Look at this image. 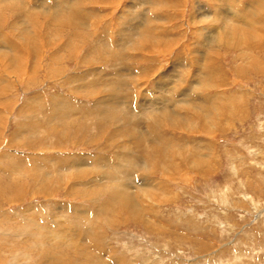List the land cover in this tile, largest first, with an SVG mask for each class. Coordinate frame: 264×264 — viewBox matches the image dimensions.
<instances>
[{
	"label": "rangeland",
	"instance_id": "374dc122",
	"mask_svg": "<svg viewBox=\"0 0 264 264\" xmlns=\"http://www.w3.org/2000/svg\"><path fill=\"white\" fill-rule=\"evenodd\" d=\"M163 98L189 123L152 118ZM143 130L211 159L165 172ZM62 262L264 264V0H0V264Z\"/></svg>",
	"mask_w": 264,
	"mask_h": 264
},
{
	"label": "bare ground",
	"instance_id": "6f19581e",
	"mask_svg": "<svg viewBox=\"0 0 264 264\" xmlns=\"http://www.w3.org/2000/svg\"><path fill=\"white\" fill-rule=\"evenodd\" d=\"M2 1H5V0H2ZM11 1V0H10ZM13 1V0H12ZM18 1H20V0H18ZM17 2V1H16ZM25 4V3H24ZM26 5V4H25ZM30 12V11H29ZM245 12V11H244ZM250 13V12H249ZM241 14H244L243 13V11H242V13ZM242 17V16H241ZM247 17V16H246ZM232 22V21H231ZM225 23V22H224ZM225 25V24H224ZM228 26V25H227ZM224 27V26H223ZM230 30H232V29H230ZM29 31V30H28ZM27 34H29V33H27ZM74 36V35H73ZM33 37V36H32ZM233 37H231L230 38V36L229 37H227V38H225L227 41H230V39H232ZM25 39V38H24ZM27 39V38H26ZM29 45V44H28ZM31 45V44H30ZM122 47H124V46H122ZM9 52V51H8ZM11 52V51H10ZM12 53V52H11ZM20 58V57H19ZM12 61H15L16 59H17V55H16V52L15 53H12V55H11V58H10ZM10 60V61H11ZM18 60V59H17ZM16 60V61H17ZM204 63V62H203ZM87 64V63H86ZM202 71H204V70H202ZM208 71V70H207ZM201 72V71H200ZM208 73H209V71H208ZM202 75V74H201ZM209 75H211V74H209ZM213 76V75H212ZM199 79V78H198ZM171 85H173V86H171ZM174 85L175 84H173V83H170V82H168V84H166V86L171 90V87H174ZM159 89V88H158ZM168 89V90H169ZM190 89V88H189ZM114 90V89H113ZM161 90V89H160ZM159 91V90H158ZM162 92V91H161ZM176 92V91H175ZM116 93V92H115ZM170 94H172V91L170 92ZM189 94V93H188ZM163 95H164V93H163ZM191 95V94H190ZM193 95V94H192ZM174 96V95H173ZM184 96H185V94H184ZM186 97V96H185ZM172 98V97H171ZM171 98L170 99H166V98H163L164 100L162 101L163 102V106L162 107H165V109H163V110H161L160 112H161V114L157 111V112H155V113H153L152 114V118L153 117H155L156 115H160V116H156V117H160L161 119H162V121L164 120L165 122L168 120V121H170L169 119H171V123H168V122H166V123H168L169 125H171L172 127H176V125H186L187 123H189V121H190V118H188V117H186L185 115H181V112H178V111H174V110H172V108L173 107H176L177 105L175 104V102L174 103H172V100H171ZM193 98H195L194 96L192 97L191 96V100H190V102L189 101H186L187 103H185L184 102V100H182V101H177V102H179L180 104H182V103H184V104H186L185 105V107H188V108H186L188 111L189 110H192V111H195L196 112V114H198L197 113V111L196 110H201V113H202V115L200 116L199 115V117H197L199 120H203L206 124H207V126L208 127H212L213 128V126H212V121H213V119H212V117L210 116L211 115V111L209 110V109H207V107L205 108L204 107V102L203 101H201V99H197V100H200L201 101V103L203 104V109H201V108H199V106H200V104H198L197 102V104L199 105V106H197L194 102H193ZM162 99V98H161ZM173 99V98H172ZM111 100V99H110ZM113 100V99H112ZM115 100V99H114ZM166 100V101H165ZM120 101V100H119ZM111 102V101H110ZM162 102H160L161 103V105H162ZM123 103V102H122ZM146 103V102H145ZM155 103V104H154ZM111 104V103H110ZM110 104H108L107 103V105L106 106H110ZM151 104H153L154 105V107L156 106V104H158L156 101H153V102H151ZM175 104V105H174ZM112 106H116V105H114L113 103L111 104ZM218 105V104H217ZM105 106V105H104ZM160 106V105H159ZM210 104H209V106H208V108H210ZM126 107V106H125ZM216 107V106H215ZM159 107H156V109H158ZM150 109V108H149ZM155 109V108H154ZM160 109V108H159ZM218 109V108H217ZM151 110V109H150ZM63 111V110H62ZM72 111V110H71ZM203 111V112H202ZM151 112V111H150ZM174 114H173V113ZM58 113V112H57ZM66 113V112H65ZM166 113L168 114V116L166 115ZM225 113V112H224ZM145 114V113H144ZM143 114V115H144ZM171 114H172V116H171ZM117 113H114V112H110V111H108V110H104V112H103V117H104V120L103 121H106L107 119H106V117L108 118V119H115L116 117H117ZM151 115V114H150ZM222 116V115H221ZM143 117H145V115L143 116ZM133 119V118H132ZM127 120H128V118H127ZM130 120V119H129ZM134 120V119H133ZM152 120V119H151ZM163 121V122H164ZM217 121H218V119H217ZM223 121V120H222ZM219 123H220V121H219ZM218 123V124H219ZM156 124V123H155ZM214 124V123H213ZM214 125H216V124H214ZM211 128V129H212ZM209 129V128H208ZM153 133L154 132H149V131H142L141 132V134L137 137L136 136V134H135V132L134 131H131V132H129L128 133V139L130 140V139H135V144H136V146H137V148H139V149H141V152H143V151H147V149H151V150H153V151H155V150H157L158 148H160V150H162V156H163V159H165V160H162L161 161V166H162V169L165 171H179L180 170V168H179V166H181V168H182V165H186V169L188 170V168H190V169H197V170H203L204 169V165H206L207 164V158L208 159H211V156H210V154L209 153H206L207 152V147H203V146H195V148L194 147H192L191 149H190V147H188L189 145H187L185 148H184V146H181V145H179V143H176V140L175 139H173V137L171 138V137H168L167 139L165 138V142L163 141V139H162V142H160L161 141V139H159V141L157 140V139H154V141H153V144L155 145V146H151V145H147V143H149L150 142V140H148L149 139V137H148V135L149 136H151L150 134H152L153 135ZM181 144V143H180ZM182 145H184V144H182ZM145 147H146V149H145ZM142 148H144V149H142ZM210 148V147H209ZM155 153H158L159 154V152L158 151H156ZM152 155V154H151ZM186 155H188L186 158H184V160L183 159H181V157H184V156H186ZM145 156V155H144ZM160 157V156H159ZM136 158V157H135ZM177 158L180 160V161H178L177 160ZM84 159V158H83ZM136 160H137V158H136ZM132 161V162H134V163H136L135 165H133L132 166V168H129V170H133L134 168H139V169H144V170H148V167H147V165L145 164V163H142V161L141 162H139V163H137V161ZM151 161V160H150ZM154 161V160H153ZM149 162V161H148ZM166 162H167V164H166ZM178 162H180V163H178ZM83 163V164H82ZM84 165H87V166H92L91 164H90V162H89V160H82V159H78L77 161H74V162H68L67 164H64V166H63V168H64V171H69V170H71V169H74V168H76V170H75V172L74 173H76L77 172V175H75V177H77V178H81V177H83L84 176V174H86L87 172H86V170H88L87 168L88 167H85ZM107 165L109 166L110 164H109V162H107ZM127 167V166H126ZM97 169H99V168H103V167H96ZM108 168V167H107ZM157 168V167H156ZM104 169V168H103ZM110 169V168H109ZM118 170H126V168H125V166L123 167L122 165H120V166H118V168H117ZM139 169H136V170H139ZM97 171V170H96ZM127 171H128V169H127ZM165 171V172H166ZM122 172V171H121ZM149 172V171H148ZM202 172V171H201ZM115 173V172H114ZM89 174V173H88ZM106 174H107V172H106ZM117 174V173H116ZM105 175V174H104ZM123 175V174H122ZM106 176V175H105ZM113 176H114V174H113ZM121 177V176H120ZM59 178V177H58ZM110 178V177H109ZM146 178V177H145ZM111 179V178H110ZM127 180H129V179H127ZM132 180V179H131ZM133 180H135V179H133ZM95 181V180H94ZM108 181V180H107ZM149 181V180H148ZM134 182H137V181H134ZM133 182V184H126L127 186H128V190L129 189H136V187L139 189H141L143 192H145L146 194H148V195H146V196H148V198H154L155 197V194H153V192H151L150 191V188H152V184L151 183H149V182H144V181H142L140 184H137V183H134ZM93 184V183H92ZM96 184V183H95ZM123 185V184H122ZM136 185V186H135ZM125 187V186H124ZM161 188V187H160ZM133 189V190H134ZM157 189V188H156ZM162 189V188H161ZM128 192V191H127ZM126 192V193H127ZM118 193V192H117ZM122 193V192H121ZM164 193V192H163ZM125 194V193H124ZM123 193H122V195H121V199L119 200V201H121L122 203H124V205H125V207L127 208V210L128 211H130V213H132V215H134V216H136L137 214H139L140 212H142L144 209H141V204L140 203H138V200H139V198L137 197V195L136 196H134V194L132 195V194H127V195H124ZM137 194V193H136ZM115 195V194H114ZM139 196V195H138ZM157 196V195H156ZM140 197V196H139ZM115 199V198H114ZM113 199V200H114ZM123 199V200H122ZM119 205H120V203H119ZM124 207V208H125ZM122 209V208H121ZM125 212H127V211H125ZM76 235H77V233H76ZM79 236H80V234H78V236H74V237H71V238H68L67 239V237H66V241H64V235L62 236V234L61 233H58V235L56 236V235H54V239H59V240H61L62 241V243H63V245L64 246H67V247H69V248H72V249H75V250H79V249H84L85 248V245L83 246V244L82 243H80V240H78V238H79ZM81 239V238H80ZM60 245V244H59ZM62 245V246H63ZM57 248H58V246H57ZM59 249V248H58ZM51 250V249H50ZM60 251V250H59ZM91 251V250H90ZM50 252V251H49ZM72 252V251H71ZM54 253V252H53ZM53 253H52V255H53ZM68 253V252H67ZM66 253V254H67ZM89 253V252H88ZM58 255V254H57ZM55 256V255H54ZM64 257V256H63ZM56 258H57V256H56ZM73 260H74V258H72ZM72 260V261H73ZM75 260H76V257H75ZM79 260V259H78ZM57 262V261H56ZM53 263V262H52ZM59 263V262H58ZM57 263V264H58ZM62 263H65L66 264V262H62ZM72 263V262H71ZM70 263V264H71ZM73 264H74V262H73Z\"/></svg>",
	"mask_w": 264,
	"mask_h": 264
}]
</instances>
